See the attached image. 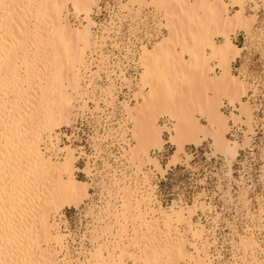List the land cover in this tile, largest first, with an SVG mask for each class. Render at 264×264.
I'll use <instances>...</instances> for the list:
<instances>
[{"label": "bare ground", "instance_id": "6f19581e", "mask_svg": "<svg viewBox=\"0 0 264 264\" xmlns=\"http://www.w3.org/2000/svg\"><path fill=\"white\" fill-rule=\"evenodd\" d=\"M123 1L118 0L111 22L105 21L103 25L95 23L91 16L93 13L95 19L100 0H0V264H62V252L56 248L63 250L67 246L65 236L58 231L56 216L65 207L78 208L85 202L90 196V185L76 180L77 158L73 149L66 147V157L60 161L46 152L49 145L59 148L54 134L63 125L73 123L75 112L88 109L89 91L81 82L87 73L84 70L89 69L87 51L98 46L92 28L96 25L98 34L112 29L119 9L128 10L136 0L126 4ZM174 1L163 2L168 7V15H163L167 21L164 26L170 28L166 27L167 34L162 27L154 37L149 34L154 45L143 46L140 57L143 72L136 103L124 105L135 145L124 155L131 160L145 158L154 162L151 150L164 147L163 133L168 128L159 122L168 116L173 121L168 128L170 140L176 147L170 164L178 160L186 143H200L201 134L210 137L216 152L234 159L241 146L227 138L230 122L240 121L241 116L251 122L253 114L243 102L246 84L233 74V64L242 49L233 43L232 35L238 28L250 32L254 16H246L242 4L232 14L226 0H186L188 5L179 9ZM69 4L76 14L85 15L86 25L74 28L68 17ZM250 11L255 13L253 8ZM178 43L192 54L190 64L175 52ZM159 55L174 58L169 72L172 81H167L158 69ZM215 61L217 68L213 66ZM169 86L173 88L171 94ZM17 94L20 97L12 101V95ZM9 100L12 104L8 110ZM226 102L235 110L239 105L241 116L226 115L223 112ZM200 117L207 119L209 131L199 123ZM43 143H48L44 149ZM138 192V187L127 185L122 197L123 218L139 223L129 240L134 252L128 245L122 248L117 257L121 261L117 263L118 241L107 256L102 248L94 251L92 257L97 258L98 264H122L127 255L134 264H202L205 259L200 252L206 253L208 243L201 244L202 250L195 248L198 253L195 257L187 249L191 244L188 232L183 234L174 229L175 223H185L191 229L186 208L172 209L168 214ZM106 229L111 230L109 225ZM118 238L122 243L124 239ZM91 260L79 264H91Z\"/></svg>", "mask_w": 264, "mask_h": 264}, {"label": "rangeland", "instance_id": "374dc122", "mask_svg": "<svg viewBox=\"0 0 264 264\" xmlns=\"http://www.w3.org/2000/svg\"><path fill=\"white\" fill-rule=\"evenodd\" d=\"M163 2L136 0L128 10L119 9L112 29L98 34L96 25L92 28L98 46L87 51L89 69L84 70L83 73H87L81 82V86L89 91L86 97L89 107L84 111L77 110L73 123L63 125L54 134L58 138V149L62 151L51 145L48 152L44 151L55 161H60L66 157V147L73 149L77 158L76 180L90 185V196L85 202L78 208L65 207L56 216L58 231L65 236L67 246L63 250L56 248L62 252V264L87 263L92 258L91 264H98L92 255L102 248L103 255L107 256L108 251L118 246V241L121 243L118 237H122L124 243H118L115 260L117 263L121 261L117 258L120 250L129 246L135 227H139L137 221L126 222L123 218V188L127 185L138 187L140 197L146 195L151 198V205L168 214L172 209L186 208L185 216L192 223L191 229L185 223H175L177 228L174 229L183 234L188 232L187 238L192 245L188 244L187 249L195 257L198 255L195 248L202 250L201 244L208 243L206 253L200 252L205 259L202 264H264V0H226L232 14L242 4L246 16H254L250 32L238 28L232 35L233 43L242 49L233 64V74L246 84L247 95L243 102L252 109V121L246 122V118L241 116L239 105L235 110L226 102L223 108L226 115L234 113L242 117V121L230 122L227 134L228 140L241 146L238 155L231 159L216 152L210 137L201 134L200 143H186L185 152L180 153L174 164L170 162L176 147L168 130L173 121L168 116L159 122L168 128L163 133L164 147L151 150L154 162L145 158L131 160L124 155L135 145L124 105L136 103L143 72L140 66L143 46L151 48L155 43L151 44L149 34L162 27L167 34L169 27L164 26L167 21L163 15H168V7ZM174 2L177 9L188 5L186 0ZM249 8H253L255 13ZM68 11L74 28L87 24L85 15L82 12L76 14L72 4H69ZM91 16L96 23L93 13ZM217 42L222 43L223 40L217 39ZM174 48L183 62L191 63L192 54L183 48L182 43ZM173 61L174 58L163 55L156 59V65L167 81H172L169 72ZM217 65L215 61L214 68ZM96 71L99 72L96 74ZM10 87L13 86L10 84ZM172 92L173 88L169 86L168 93ZM15 97H20V94L12 95L11 100ZM10 103L9 100L8 110L11 109ZM75 105L78 106L77 103ZM199 123L209 131L206 118L200 117ZM47 144L43 143L41 147L44 149ZM155 162L161 170L155 167ZM115 213L118 214L113 217ZM108 225L111 232L106 229ZM124 228L127 229L126 234L123 233L125 235L121 234ZM129 249L134 252V247L129 246ZM122 264L134 262L127 255L122 258Z\"/></svg>", "mask_w": 264, "mask_h": 264}, {"label": "built area", "instance_id": "2783aa9c", "mask_svg": "<svg viewBox=\"0 0 264 264\" xmlns=\"http://www.w3.org/2000/svg\"><path fill=\"white\" fill-rule=\"evenodd\" d=\"M117 2L118 0H100V7L96 10L98 13L94 16L99 24L104 25L105 21H109L111 19L114 10L118 9ZM96 30L99 32L98 28ZM152 35L154 37L156 35V31L153 32Z\"/></svg>", "mask_w": 264, "mask_h": 264}]
</instances>
